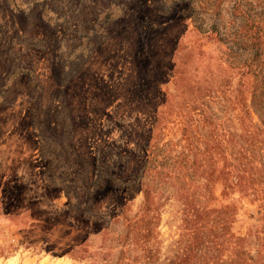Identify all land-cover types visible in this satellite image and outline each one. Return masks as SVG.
<instances>
[{"label":"rangeland","instance_id":"1","mask_svg":"<svg viewBox=\"0 0 264 264\" xmlns=\"http://www.w3.org/2000/svg\"><path fill=\"white\" fill-rule=\"evenodd\" d=\"M0 264H264V0H0Z\"/></svg>","mask_w":264,"mask_h":264}]
</instances>
